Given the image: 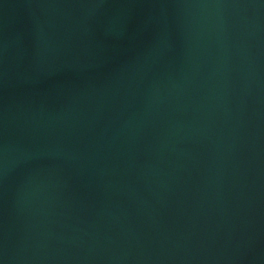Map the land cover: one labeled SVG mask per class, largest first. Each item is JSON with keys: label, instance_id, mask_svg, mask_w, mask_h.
Returning a JSON list of instances; mask_svg holds the SVG:
<instances>
[{"label": "water", "instance_id": "obj_1", "mask_svg": "<svg viewBox=\"0 0 264 264\" xmlns=\"http://www.w3.org/2000/svg\"><path fill=\"white\" fill-rule=\"evenodd\" d=\"M0 264H264V0H0Z\"/></svg>", "mask_w": 264, "mask_h": 264}]
</instances>
